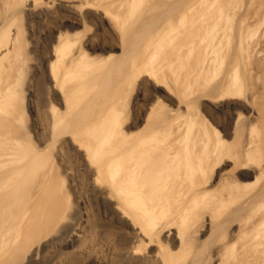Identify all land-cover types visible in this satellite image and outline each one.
<instances>
[{"label":"bare ground","instance_id":"bare-ground-1","mask_svg":"<svg viewBox=\"0 0 264 264\" xmlns=\"http://www.w3.org/2000/svg\"><path fill=\"white\" fill-rule=\"evenodd\" d=\"M0 264H264V0H0Z\"/></svg>","mask_w":264,"mask_h":264},{"label":"rangeland","instance_id":"rangeland-1","mask_svg":"<svg viewBox=\"0 0 264 264\" xmlns=\"http://www.w3.org/2000/svg\"><path fill=\"white\" fill-rule=\"evenodd\" d=\"M22 20H21V22H20V24H22L21 26H23V27H21V28H23L22 29V31H24L23 32V40H26L25 42V44L27 45L25 48V50H26V52L28 53V55H29V57L30 58H32L33 57V53H32V44H30L31 43V41H30V36H29V31H28V28H27V25H26V22L24 21V19L23 18H21ZM24 21V22H23ZM25 26V27H24ZM87 33H89V34H94V33H96V26L95 25H88V28H87ZM28 36V37H27ZM26 37V38H25ZM27 71H29V72H27ZM26 72H27V74H24L23 75V77H22V82H24V84H22V82H21V85L24 87H21V89H23L22 90V94H20V96H22L20 99H21V105H23V107L22 108H24L23 110L24 111H27V105H28V98H29V94H28V92H27V81H28V79L29 78H27V77H30L29 76V74H30V70H27ZM26 75V76H25ZM24 78H26V79H24ZM133 89H134V87H133ZM132 89V90H133ZM136 90H137V88H135ZM131 90V91H132ZM135 90V91H136ZM137 92V91H136ZM136 92H132L131 93V96H133V98H135L136 97ZM134 94V95H133ZM19 96V97H20ZM130 95H129V101H128V104H127V106L125 107V108H128V109H130V106H131V102L130 101H132V98H130L131 97ZM23 98V99H22ZM130 104V105H129ZM128 109H126L127 111H128ZM25 113V112H24ZM25 114H27L26 116H25V119H24V122H22L23 123V125H24V127L23 128H25V131H28V134L30 133V135H29V137H30V139L32 140V142L33 141H35L34 140V136L33 135H31V134H33L32 133V131L31 130H33L32 129V122H31V120H30V117H29V114H28V112H26ZM23 128H21V130L23 129ZM24 130V129H23ZM33 136V137H32ZM67 184V186H68V182H65V185Z\"/></svg>","mask_w":264,"mask_h":264}]
</instances>
